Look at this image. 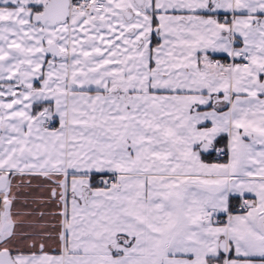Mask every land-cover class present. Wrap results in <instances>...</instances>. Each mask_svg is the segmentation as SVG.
Returning a JSON list of instances; mask_svg holds the SVG:
<instances>
[{"label": "snow or ice", "instance_id": "1", "mask_svg": "<svg viewBox=\"0 0 264 264\" xmlns=\"http://www.w3.org/2000/svg\"><path fill=\"white\" fill-rule=\"evenodd\" d=\"M0 264H264V0H0Z\"/></svg>", "mask_w": 264, "mask_h": 264}, {"label": "crops", "instance_id": "2", "mask_svg": "<svg viewBox=\"0 0 264 264\" xmlns=\"http://www.w3.org/2000/svg\"><path fill=\"white\" fill-rule=\"evenodd\" d=\"M57 126H58V124H57ZM211 159L213 160V162H217L216 159H215L214 157H212ZM219 162H223V160H220ZM94 178H97V181H99V179H100L99 176H96V177H94ZM34 183H36V182H34ZM98 186H100V185H98ZM37 194H38V193H37ZM34 207H35V206H34ZM50 210H54V209H50ZM51 222L54 223V221H51Z\"/></svg>", "mask_w": 264, "mask_h": 264}, {"label": "built area", "instance_id": "3", "mask_svg": "<svg viewBox=\"0 0 264 264\" xmlns=\"http://www.w3.org/2000/svg\"><path fill=\"white\" fill-rule=\"evenodd\" d=\"M219 58V57H218ZM213 157L215 158V154H213Z\"/></svg>", "mask_w": 264, "mask_h": 264}, {"label": "trees", "instance_id": "4", "mask_svg": "<svg viewBox=\"0 0 264 264\" xmlns=\"http://www.w3.org/2000/svg\"><path fill=\"white\" fill-rule=\"evenodd\" d=\"M95 180H97V178H94Z\"/></svg>", "mask_w": 264, "mask_h": 264}]
</instances>
